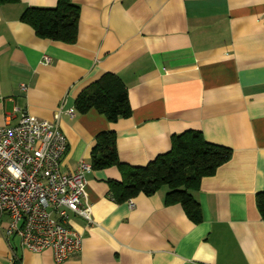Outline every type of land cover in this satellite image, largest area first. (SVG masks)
<instances>
[{
    "label": "crops",
    "instance_id": "0c3cea01",
    "mask_svg": "<svg viewBox=\"0 0 264 264\" xmlns=\"http://www.w3.org/2000/svg\"><path fill=\"white\" fill-rule=\"evenodd\" d=\"M72 1L80 8L73 43L41 37L21 18L58 0L0 4V126L23 113L57 123L68 142L63 172L90 164L97 135L109 131L130 167L146 166L190 130L232 156L188 191L198 220L169 200L168 184L120 200L111 184L125 180L121 167L91 168L92 222L68 213L81 251L58 262L1 230L0 264H264L256 200L264 192V0ZM108 72L126 85L131 114L79 113L81 92Z\"/></svg>",
    "mask_w": 264,
    "mask_h": 264
},
{
    "label": "built area",
    "instance_id": "2783aa9c",
    "mask_svg": "<svg viewBox=\"0 0 264 264\" xmlns=\"http://www.w3.org/2000/svg\"><path fill=\"white\" fill-rule=\"evenodd\" d=\"M67 143L57 123L28 113L15 125L0 126V231L19 236L31 251L51 250L58 262L82 249L68 213L93 220L85 201L91 165L82 161L75 171L63 172Z\"/></svg>",
    "mask_w": 264,
    "mask_h": 264
},
{
    "label": "trees",
    "instance_id": "16d2710c",
    "mask_svg": "<svg viewBox=\"0 0 264 264\" xmlns=\"http://www.w3.org/2000/svg\"><path fill=\"white\" fill-rule=\"evenodd\" d=\"M18 0H0V4ZM80 8L72 0H58L55 7H29L22 20L31 24L41 37L73 43L77 39ZM95 108L110 121L131 114L128 89L115 73L108 72L86 87L76 100V109L85 113ZM232 149L206 141L200 131L190 130L173 137L172 148L142 167L123 164L116 147V134L100 132L92 151L91 168L118 165L124 171L123 183L113 182L111 191L120 200L139 192L154 193L161 185L171 188L170 201L181 202L195 220L200 218V207L193 200L190 189L197 188L202 178L213 175L229 161ZM257 206L264 218V192L257 195Z\"/></svg>",
    "mask_w": 264,
    "mask_h": 264
}]
</instances>
